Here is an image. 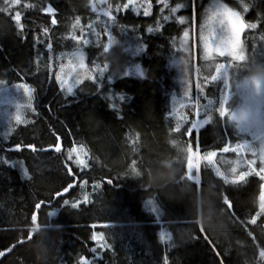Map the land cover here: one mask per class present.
Instances as JSON below:
<instances>
[{
  "label": "trees",
  "instance_id": "trees-1",
  "mask_svg": "<svg viewBox=\"0 0 264 264\" xmlns=\"http://www.w3.org/2000/svg\"><path fill=\"white\" fill-rule=\"evenodd\" d=\"M125 3L20 0L17 5L0 0V80L14 93L19 83L35 88V111L20 108L22 123L12 119L16 106H0V264H264L261 181L251 174L237 184L225 183L216 174L219 169L231 181V168H237L236 174L247 171V161L257 156L246 149L239 154L221 149L226 144L255 146L253 137L213 109L212 122L198 133L197 176L196 167L189 173L184 151L191 138L181 135L194 120L205 118V97L218 107L227 90L222 81L205 79L215 74L217 64L229 62L217 55L204 58L205 42L214 40V33L204 30L208 18L218 5L227 4L246 23L257 25L243 33L245 60L230 63L241 67L242 79L253 60L257 68L264 65V0H166L167 7L158 0H140L127 11ZM176 4L182 7L170 13ZM49 5L54 14L44 11ZM108 10L115 23L103 15ZM17 11L22 29L14 20ZM93 34L101 48L86 50L84 80L68 95L56 76L65 80L70 68L65 57L83 52L73 37ZM136 64L146 69L145 79L130 77ZM230 85L235 93V80ZM228 96L229 105L241 101ZM177 124L180 132L173 131ZM57 135L63 146L59 153L50 150ZM192 147L195 152V143ZM210 151L217 152L211 163L204 159ZM255 167H261L260 160ZM70 183L73 187L63 192Z\"/></svg>",
  "mask_w": 264,
  "mask_h": 264
},
{
  "label": "snow or ice",
  "instance_id": "snow-or-ice-1",
  "mask_svg": "<svg viewBox=\"0 0 264 264\" xmlns=\"http://www.w3.org/2000/svg\"><path fill=\"white\" fill-rule=\"evenodd\" d=\"M159 3H162L167 7L166 0H158ZM5 3L8 4L9 0H5ZM12 4H19L20 0H11ZM130 5L135 8V2L134 0H127V3L123 5V9L125 11L129 10ZM111 6H109L110 9ZM180 7H182L181 4H176L174 7H171L169 9L170 13H175ZM195 9V5L193 4V10ZM95 7L93 6V11H95ZM120 10V6L117 5V11ZM247 11V8L244 9ZM0 11H4V9H0ZM45 12L51 14L55 13V9L49 5L48 8L44 9ZM162 11V10H161ZM104 15L108 16L109 20L115 23L116 17L112 15L111 11H105ZM144 15H149L148 9H145ZM165 20L168 19V17H164ZM211 20H213L216 23H219L221 26L220 29V35L218 39V43L215 45V47L212 44H209L207 41L204 44V58L205 59H211L213 57V53L215 52L219 56H228L231 57L232 61H244L245 56L243 54V45L241 41V33L245 31L247 28H256V24H249L246 23L242 14L238 11H235L233 8L229 7L227 4H220L218 5L212 12ZM14 20L17 22V24L20 26V28H23V25L20 24L21 20V14L19 11L15 13ZM56 19L53 18L51 20L52 24H56ZM184 22V18H180V23ZM76 23L79 24V19L77 18ZM91 27V26H90ZM227 28V33H224V29ZM149 32L152 31L151 28L148 29ZM45 32H47V29H45ZM105 32L107 33V26H105ZM110 36V33H107ZM97 36L100 35L99 32L96 33ZM188 32H184V37L187 38ZM74 40L79 41V37H73ZM87 43V41H85ZM51 44L49 43L47 45V48L51 50ZM107 47L104 48V51L107 52ZM79 60H80V67L86 68L87 66L84 63V57L81 53L75 54ZM177 63L183 64L184 61L180 60L177 61ZM106 67V65H105ZM235 69V72H230V69ZM255 69V70H254ZM247 75H244L243 78H239L237 75L238 73H241V67L239 65L234 64H217L215 67V74L211 75L209 77H205V79H210L211 81H222L225 88L230 91L231 85L230 81L235 80V93H232L233 95L239 94L241 103L236 105H229V96L227 94L223 95L219 99V106L215 107L214 101L211 99H208L205 97V100H207V104L204 106L205 108V118L203 120L196 119L194 120L188 127L184 128V131L181 133L183 136H187L191 138L187 142V146L184 149L187 153V169L189 170V173H191V170L193 167H196L197 176L199 175V166L198 164L194 165L193 157H197L199 159L198 153L200 148V142H199V130L204 126L212 122V111L215 109V111H218L220 118L227 117L228 120H230L233 124V126L240 131H246L249 132L254 139L259 140L261 143V147L259 148V159L261 161V167L257 170L255 167L256 161L255 159L248 160V170L247 171H241L238 174L237 168L233 167L231 168V173L234 175L231 178V181L229 180V177L226 176L223 172H221L219 169H216V174L225 182V183H233L237 184L241 181H245L246 177H248L251 174H255L259 180L260 183V209L261 211H264V65H261L259 68L256 66L255 60H253L251 67L247 68ZM102 75V70H101ZM93 79V81H96V77H90ZM56 82L60 85L61 90H65L68 95H72L74 88L72 85L68 84L67 80H63L60 75L56 76ZM82 81L78 80L76 83L79 84ZM17 92H19L20 89L23 90L24 96L27 97L26 104H21L19 102H16L15 106L17 108V112L12 117V119L15 120L17 124L22 123V116L20 114L19 109L22 107H27L29 109L33 108V93L35 92V88L30 86L27 83H19L13 86ZM199 87V86H198ZM202 91V89H201ZM10 92L9 86H7L6 81L0 80V97H3V99H0V104L8 103L7 95ZM186 97L188 100H192V97L190 95V91L186 89L185 92ZM185 106L183 103H181V107ZM193 106L196 108L195 115L196 117L200 116V94H197L196 99L193 101ZM7 115V113H5ZM185 122H187L185 120ZM219 121H217L218 123ZM195 130V131H194ZM175 132H180L181 127L180 124H177L176 127L173 129ZM57 143L55 145H52L50 147H54L55 151L60 152V136H56ZM173 144H176L177 141L173 140ZM193 143L196 145V151H193ZM16 150H20L21 145L17 144L14 146ZM27 147L31 148L33 151L36 150L35 145H27ZM248 150L252 152L253 156L257 155V149L249 144H237L236 148H231L229 145H225L221 151L224 153H228L229 151H235L238 154L244 150ZM43 150V149H42ZM76 149L73 147L69 153V159H71V152H75ZM217 155L216 151H210L206 154L204 159L208 160L209 163L213 161V157ZM7 163V161H5ZM79 163H83V161H79ZM133 164H135V161H133ZM239 164V162H237ZM86 166V165H85ZM69 174H72V170L68 169ZM133 172H135V168H133ZM189 179H193V176L189 174ZM86 183V181H85ZM108 184H112V180H107ZM73 187V184H68L67 187L63 189V192H68L69 188ZM56 196H61L62 192H57L55 194ZM85 202H87L88 197L87 195L84 196ZM44 202L41 201L35 205L36 209H39L41 207V204ZM65 205L69 203L67 199L63 201ZM149 203H152L151 201ZM224 203L228 206L229 209L232 208V202L228 199L227 196L224 197ZM73 208L78 207V202L73 203L71 205ZM155 212H158V209L153 207L152 209ZM53 213H50V215ZM36 215L34 214L32 216L33 223L36 222ZM252 223H255V218H253ZM201 231H203V228H201ZM207 239V237H205ZM93 239H97L96 235H93ZM100 239H103V236H100ZM163 239V236L161 237ZM102 247L104 245H101ZM8 251H11L9 248ZM94 251V250H93ZM4 252H0V256H3ZM217 255H219L217 253ZM260 256L264 258V251L260 252ZM83 261V258H81ZM84 264H87L86 261H84ZM165 264H167V261L165 260Z\"/></svg>",
  "mask_w": 264,
  "mask_h": 264
},
{
  "label": "rangeland",
  "instance_id": "rangeland-1",
  "mask_svg": "<svg viewBox=\"0 0 264 264\" xmlns=\"http://www.w3.org/2000/svg\"><path fill=\"white\" fill-rule=\"evenodd\" d=\"M102 2L104 1V2H106V0H101ZM137 1H140V0H134V2H137ZM97 10L100 12V11H102V9L100 10L99 8H97ZM97 11V12H98ZM220 29H221V26H220V24L219 23H216V22H210V18H208V22L206 23V25L204 26V30H205V32L207 31V30H210V31H212V33H214V34H212V37L214 38V40L212 41V45L215 47V45L218 43V39H219V35L220 34H218V32H220ZM246 30V29H245ZM224 33L226 34L227 33V28H225L224 29ZM244 33V32H243ZM243 33H241V41H242V45H243V54H244V52H245V50H244V44H243V39H242V36H243ZM215 34H218V35H215ZM81 39H79L80 41L78 42V45H79V47H81L82 48V50H83V52L82 51H76V52H74L73 54L71 53V54H69V55H67L66 57H65V59L67 60V65H68V63L70 62V68H67L66 70H65V80H67V81H69V83H71V84H73V88L76 86V85H78L76 82L78 81V80H80V81H82L83 82V76L81 75L83 72V69H85V68H82V67H80V60H79V58L75 55L76 53H81L82 55H83V57L84 58H87V52H86V50L87 49H90V48H92V47H94V48H98V47H100L101 48V45L99 44V43H97V41H96V37H95V35L93 34L92 35V37H84V38H82V37H80ZM85 41H87V43H85ZM215 53V52H214ZM109 54V53H108ZM215 55H217V57L218 58H220V57H225V58H227V59H229V62H228V64H230L231 62H240V61H232V59H231V57H228V56H219L218 54H214L213 56H215ZM71 56V57H70ZM107 56L108 55H105L104 53H102L101 55H100V58L101 59H106L107 58ZM215 58V57H214ZM69 61V62H68ZM85 63V62H84ZM223 64H225V65H228L226 62L225 63H223ZM136 65H138V64H136ZM65 68H66V65H65ZM234 72V71H233ZM133 74L135 75V76H137V74H138V71L135 69L134 71H133ZM238 75V74H237ZM81 82V83H82ZM80 84V83H79ZM232 85H231V88H230V94H232L233 92H232ZM195 91H197V88H196V86H195ZM0 99H3V97H0ZM27 99V97L26 96H24V94H23V90L22 89H20L19 90V92H13V91H11L10 90V92L8 93V95H7V100H8V103H4V104H0V106L1 107H4V106H15V104H16V102H19V103H21V104H23V102L25 101ZM239 103H241V101L239 102ZM238 103V104H239ZM6 122L7 123H9L10 122V120L9 119H6ZM245 133H249V132H246V131H244ZM250 134V133H249ZM252 136V135H251ZM253 137V136H252ZM251 137V138H252ZM253 143H254V145L255 146H253V147H255L256 149H257V157L259 158V148L261 147V143H260V141L259 140H256V139H254L253 138ZM257 157H255L254 159H255V161H256V163H257V161H259L260 159H258Z\"/></svg>",
  "mask_w": 264,
  "mask_h": 264
},
{
  "label": "water",
  "instance_id": "water-1",
  "mask_svg": "<svg viewBox=\"0 0 264 264\" xmlns=\"http://www.w3.org/2000/svg\"><path fill=\"white\" fill-rule=\"evenodd\" d=\"M104 16L107 19H109L108 16H106V15H104ZM137 71H138V74H137V76H134V78L139 79V80H143V79L146 78L147 71H146V69L144 68V66L142 64H140L137 67ZM59 143H60V149H61L60 152H61L63 150V146H62V142L61 141H59ZM50 150L55 152V153H59V152L55 151L54 147L50 148Z\"/></svg>",
  "mask_w": 264,
  "mask_h": 264
},
{
  "label": "bare ground",
  "instance_id": "bare-ground-1",
  "mask_svg": "<svg viewBox=\"0 0 264 264\" xmlns=\"http://www.w3.org/2000/svg\"><path fill=\"white\" fill-rule=\"evenodd\" d=\"M140 65V64H139ZM139 65H137V67L139 66ZM137 67H136V70H137ZM134 76L135 75H133V76H130L131 78H133V79H135V80H139V79H136V78H134ZM226 94L228 95H233V94H230V92H229V90H226ZM198 119V118H197Z\"/></svg>",
  "mask_w": 264,
  "mask_h": 264
},
{
  "label": "clouds",
  "instance_id": "clouds-1",
  "mask_svg": "<svg viewBox=\"0 0 264 264\" xmlns=\"http://www.w3.org/2000/svg\"><path fill=\"white\" fill-rule=\"evenodd\" d=\"M236 96H239V94L237 93Z\"/></svg>",
  "mask_w": 264,
  "mask_h": 264
}]
</instances>
